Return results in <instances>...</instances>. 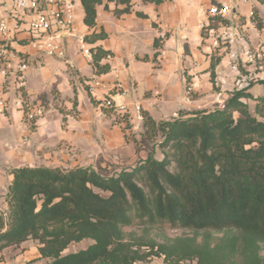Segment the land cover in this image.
Returning <instances> with one entry per match:
<instances>
[{
    "label": "trees",
    "instance_id": "1",
    "mask_svg": "<svg viewBox=\"0 0 264 264\" xmlns=\"http://www.w3.org/2000/svg\"><path fill=\"white\" fill-rule=\"evenodd\" d=\"M102 2L82 0L85 24L95 25ZM117 3L125 4L115 8L117 15L131 11V0ZM212 19L210 27L227 23ZM106 36L94 33L86 40ZM160 42L156 38L155 47ZM93 50L97 73L108 72L103 60L112 51ZM214 69L212 63L213 79ZM22 98L26 102L24 91ZM244 98L253 96L235 90L223 107L183 112L173 120L157 121L143 110V130L135 140L144 146L160 137L162 156L152 151L133 169L105 174L92 166L14 168L8 209H0V252L33 239L47 264H135L154 255L164 256L165 264H264V100L252 111ZM105 108L113 115L112 107ZM126 121L123 114L114 119L129 131ZM129 227L141 233L127 232ZM165 229L192 234L163 241L152 235ZM84 239L94 242L64 253Z\"/></svg>",
    "mask_w": 264,
    "mask_h": 264
},
{
    "label": "crops",
    "instance_id": "2",
    "mask_svg": "<svg viewBox=\"0 0 264 264\" xmlns=\"http://www.w3.org/2000/svg\"><path fill=\"white\" fill-rule=\"evenodd\" d=\"M214 2L230 7L224 18L236 33L232 44L218 48L202 30ZM131 5L130 12L117 15L115 8L125 4L103 0L97 6L95 25L89 26L84 23L80 0L75 35L105 32L107 36L85 44L70 36L65 58L39 57L24 43L17 45L30 53L25 104L42 102L46 110L32 127L24 117L23 92L12 77L5 82L7 109L0 112V209H8L6 196L17 167L115 164L120 172L137 166L140 143L135 139L141 133L125 131L114 123L103 104L107 96L117 103L126 101L133 112L140 103L157 121L176 119L183 112L212 110L235 90L244 89L253 96L244 98L251 108L252 102L255 107L264 100V67L256 66L246 54L251 46L264 50V28L258 29L249 15L254 10L264 23L263 0H165L158 4L131 0ZM156 38H161L159 48L154 45ZM98 46L113 53L103 60L111 66L106 73L98 74L87 56L88 50ZM95 80L101 85L94 91ZM119 82L126 96L113 89ZM188 83L195 85L191 102L184 97Z\"/></svg>",
    "mask_w": 264,
    "mask_h": 264
},
{
    "label": "built area",
    "instance_id": "3",
    "mask_svg": "<svg viewBox=\"0 0 264 264\" xmlns=\"http://www.w3.org/2000/svg\"><path fill=\"white\" fill-rule=\"evenodd\" d=\"M79 2L80 0H0V76L3 78V82H0L1 113H5L7 109L5 82L12 77L19 92L24 91L27 82V71L31 64L30 53L19 50L17 45L24 43L39 57L65 58L66 40L70 36H76V9ZM229 11L230 7L227 5L212 4L208 9L207 21L202 23V27L208 28V38L216 48L232 44L236 33L229 25H221L218 29L210 27L209 19L224 18ZM249 15L253 18L256 12L251 10ZM76 37L81 44L86 43L85 34ZM93 54V49L87 51L88 57L93 58ZM246 54L250 60L254 58L250 50ZM100 85V82L95 80L91 89L95 91ZM113 89H119L122 95H127L120 82L115 84ZM194 90V84H186L184 92L186 101L193 100ZM103 104L113 108L114 118L117 114L126 115L128 118L126 122L131 124V131L143 127L144 115L140 103L135 104L134 112L130 110L126 101L117 103L111 96H107ZM22 108L25 119L31 124L46 110L42 102L26 105L24 100Z\"/></svg>",
    "mask_w": 264,
    "mask_h": 264
},
{
    "label": "rangeland",
    "instance_id": "4",
    "mask_svg": "<svg viewBox=\"0 0 264 264\" xmlns=\"http://www.w3.org/2000/svg\"><path fill=\"white\" fill-rule=\"evenodd\" d=\"M253 19H254L255 25L258 29L261 30L264 28L263 21H261L257 15H255V17H253ZM209 21L211 24H213L214 20L212 18H210ZM221 25H227V24L219 22L218 26H216L214 28L218 29L219 27H221ZM202 30H203V36L208 38L209 37L208 28L202 27ZM250 51L254 55V61L257 64L256 66H258V67L263 66L264 67V50H262V48L257 49V48H254L251 46ZM252 106H253L252 111H254L253 110L254 102H252ZM221 107H223V106H221ZM209 108H211V107H209ZM142 130H143L142 128H141V130L140 129L136 130L135 134H138L139 132L141 133ZM140 137L141 136L139 135L137 140H139ZM160 140H161V138L158 137V138H155V139L150 140L149 142L145 143L144 146L137 144V152H138L137 163L146 159V156H148V154H150V152H152V151L155 155H157L158 157H161L162 154H161V152H160L161 150L159 148V141ZM101 170L105 174H113V173L119 172L120 168H118L115 164L114 165L111 164V165L103 166L101 168ZM126 230H127V232H129L131 230H136V228L129 227V228H126ZM136 231L139 234L141 233L140 229H137ZM183 234H192V232L189 230H183V229H165L163 231L155 230L152 233V235L155 236L159 241H163L167 237L171 238V237H176V236H180ZM93 242L94 241L91 239H84L80 242H74V243L69 245V247L64 251V253L74 252V251H78L82 248H86L88 245H90ZM262 254L264 255V250L262 251ZM28 260H35L34 264H47L49 262V259L40 257L39 244L36 240H33V239H29L27 242L21 243L20 245L10 246L8 248H5L2 252H0V264H19L22 262H26ZM135 264H165L164 256L154 255L149 260H147L146 262H136ZM180 264H197V261L196 260H194V261L186 260V261L181 262Z\"/></svg>",
    "mask_w": 264,
    "mask_h": 264
}]
</instances>
